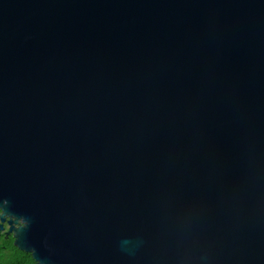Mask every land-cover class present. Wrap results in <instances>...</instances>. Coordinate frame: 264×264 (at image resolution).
<instances>
[{
  "label": "water",
  "instance_id": "water-1",
  "mask_svg": "<svg viewBox=\"0 0 264 264\" xmlns=\"http://www.w3.org/2000/svg\"><path fill=\"white\" fill-rule=\"evenodd\" d=\"M0 210L36 264H264V0H0Z\"/></svg>",
  "mask_w": 264,
  "mask_h": 264
},
{
  "label": "flooded vegetation",
  "instance_id": "flooded-vegetation-1",
  "mask_svg": "<svg viewBox=\"0 0 264 264\" xmlns=\"http://www.w3.org/2000/svg\"><path fill=\"white\" fill-rule=\"evenodd\" d=\"M1 215L0 210V264H36L33 249L26 246L28 249L22 250L16 244V230L23 226L22 221L14 223L16 219L8 215L2 220Z\"/></svg>",
  "mask_w": 264,
  "mask_h": 264
}]
</instances>
